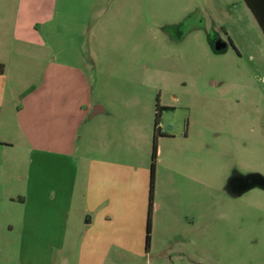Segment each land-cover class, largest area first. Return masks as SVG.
Listing matches in <instances>:
<instances>
[{
    "label": "rangeland",
    "instance_id": "1",
    "mask_svg": "<svg viewBox=\"0 0 264 264\" xmlns=\"http://www.w3.org/2000/svg\"><path fill=\"white\" fill-rule=\"evenodd\" d=\"M223 32L235 50L216 46ZM0 63V121L29 124L0 126V264H86L79 231L58 249L37 237L34 197L15 201L55 165L37 145L82 154L100 126L110 152L149 159L155 101L173 109L159 110L155 226L135 264H264V0H0Z\"/></svg>",
    "mask_w": 264,
    "mask_h": 264
},
{
    "label": "crops",
    "instance_id": "2",
    "mask_svg": "<svg viewBox=\"0 0 264 264\" xmlns=\"http://www.w3.org/2000/svg\"><path fill=\"white\" fill-rule=\"evenodd\" d=\"M91 106L89 116L92 117L103 112L102 106L98 104ZM160 106L167 107L168 109H165L167 111L173 109L169 104ZM17 110H15L16 114ZM159 116L160 114L158 121ZM12 120V124L7 123V121H0V126L12 125L15 127L18 125L19 131H28L29 124H17L16 119ZM133 127V125H121L118 129L122 131V136H128L127 129L132 132ZM103 128L105 132L107 128L105 126ZM99 129H101V133L93 138L91 145L82 147V154L74 149L72 143L66 147L68 148L66 153L53 150V147L60 146V141H51L50 139L41 146L37 145V151L46 153L51 162L55 160V165L59 164L63 167L68 164L67 180L61 185L55 181L57 176L55 165L52 166L53 170L50 169L46 172L44 170L42 173L32 176V182L26 175V181L23 184L25 193L21 199L18 195L15 201L23 203L24 206L28 205V208L31 209L29 206L34 197L35 209H37L34 229L37 237L39 232L44 231L46 240L50 238L52 243L58 242L56 245L58 249L62 248V244L64 245L67 238H71L72 234L79 231L83 246L78 247L77 253L85 257L86 264H117L112 262L114 259L127 261L125 264H135V257L144 254L149 248V233L155 226L153 225L154 205L157 207V204L153 203L154 188L157 184L155 164L153 162L148 215V243L145 246L150 154L149 159H147L146 155L141 153L142 157L138 159L139 155L135 157V150L127 149L119 150V153H124L122 156H118L102 144V139L106 140V138L102 134L100 126ZM152 130L153 118L150 144ZM94 131L97 130L92 129L89 133ZM182 136H185L184 131ZM165 137L167 136H160V138ZM7 145L11 146V141L0 139V146L7 147ZM34 157L30 155L27 164L36 165ZM46 162L48 163L47 160ZM33 178L36 180L34 181ZM180 181L182 182V180ZM180 186H182L181 183ZM47 217L50 218V227L48 224L46 230L38 229L39 224H42L41 219ZM32 230L30 220L27 217L26 220L22 219L19 226L20 238H23V234L25 240L32 238Z\"/></svg>",
    "mask_w": 264,
    "mask_h": 264
},
{
    "label": "trees",
    "instance_id": "3",
    "mask_svg": "<svg viewBox=\"0 0 264 264\" xmlns=\"http://www.w3.org/2000/svg\"><path fill=\"white\" fill-rule=\"evenodd\" d=\"M3 67L0 63V73H2ZM160 109H168L167 107H159L157 104V101H155L154 104V110H153V130L151 134V144H150V162H149V188H148V199H147V217H146V223H145V246L147 243V232H148V226H149V209H150V190H151V175H152V169H153V162H154V142L156 136H161L160 134L156 133L154 125L158 122V115Z\"/></svg>",
    "mask_w": 264,
    "mask_h": 264
},
{
    "label": "flooded vegetation",
    "instance_id": "4",
    "mask_svg": "<svg viewBox=\"0 0 264 264\" xmlns=\"http://www.w3.org/2000/svg\"><path fill=\"white\" fill-rule=\"evenodd\" d=\"M223 35H224V37H225V39H223L224 42H223V41L221 40V38L219 37L216 46H218V47L229 46L230 48H232V49L235 50L234 45H233L232 42L228 39V37H226V35H225L224 32H223Z\"/></svg>",
    "mask_w": 264,
    "mask_h": 264
},
{
    "label": "built area",
    "instance_id": "5",
    "mask_svg": "<svg viewBox=\"0 0 264 264\" xmlns=\"http://www.w3.org/2000/svg\"><path fill=\"white\" fill-rule=\"evenodd\" d=\"M169 127H170V126H169ZM154 128H155L156 133H158V134L163 133V131L160 130L161 127H160V125L158 124V122L154 125Z\"/></svg>",
    "mask_w": 264,
    "mask_h": 264
}]
</instances>
